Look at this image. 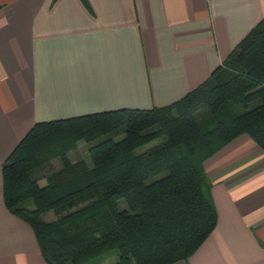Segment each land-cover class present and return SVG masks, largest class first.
I'll list each match as a JSON object with an SVG mask.
<instances>
[{
  "label": "crops",
  "instance_id": "1",
  "mask_svg": "<svg viewBox=\"0 0 264 264\" xmlns=\"http://www.w3.org/2000/svg\"><path fill=\"white\" fill-rule=\"evenodd\" d=\"M0 0V264H47L7 209L2 163L36 122L168 105L264 17V0ZM217 222L172 264H264V152L241 134L204 161Z\"/></svg>",
  "mask_w": 264,
  "mask_h": 264
},
{
  "label": "trees",
  "instance_id": "2",
  "mask_svg": "<svg viewBox=\"0 0 264 264\" xmlns=\"http://www.w3.org/2000/svg\"><path fill=\"white\" fill-rule=\"evenodd\" d=\"M241 134L264 152V17L177 101L34 123L2 163L4 203L47 264L186 260L217 222L204 161ZM80 140L91 163L68 155Z\"/></svg>",
  "mask_w": 264,
  "mask_h": 264
},
{
  "label": "rangeland",
  "instance_id": "3",
  "mask_svg": "<svg viewBox=\"0 0 264 264\" xmlns=\"http://www.w3.org/2000/svg\"><path fill=\"white\" fill-rule=\"evenodd\" d=\"M68 155H69L71 160L82 159V160H85L87 163H91V160H90V158L88 156V152H87V144L83 140L78 141L76 149L70 151ZM59 167H60L59 161L54 160L50 167H48L45 171L43 170L44 176L41 179V184L45 183V175L46 174H48L52 170H55ZM52 215H53V212L49 211V212L43 214L42 218L44 220H50Z\"/></svg>",
  "mask_w": 264,
  "mask_h": 264
}]
</instances>
